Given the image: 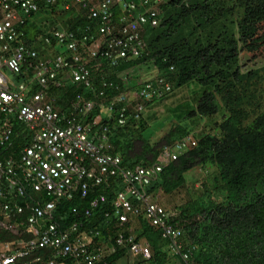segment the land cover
<instances>
[{"label": "built area", "instance_id": "obj_1", "mask_svg": "<svg viewBox=\"0 0 264 264\" xmlns=\"http://www.w3.org/2000/svg\"><path fill=\"white\" fill-rule=\"evenodd\" d=\"M120 1L130 12L125 24L111 22ZM165 1L144 0L139 5L135 0H67L59 7L61 0H0V226L20 238L0 245V264H102L122 247L150 259L151 245L137 239L141 218L170 241L175 255L190 259L180 241L183 225L171 218L159 192L148 187L192 139L165 145L152 165H125L123 156L114 152L111 121L117 117V125L126 126L131 117L141 119L145 99L153 93L144 89L141 100L128 94L101 99L108 94L95 90L94 71L88 63L100 53L102 41L78 34L63 19L58 25L42 23L54 8L56 15L67 19L87 11L101 19L105 35L113 36L106 55L116 64L117 49L123 56L139 53L144 46L142 28L149 22L159 24ZM32 22L42 31L35 38L28 33ZM41 43L66 46L70 53L57 58L42 55L37 48ZM20 73L26 80L17 78ZM77 82L93 90L98 99L79 94L77 100L60 106L59 90ZM163 88L159 95L171 86ZM97 108L100 112L93 115ZM15 137L23 140L20 148ZM113 181L121 186L113 201L119 219L114 231L105 235L82 221H68L62 200L99 192L104 185L112 187ZM107 201L106 194H98L90 208Z\"/></svg>", "mask_w": 264, "mask_h": 264}, {"label": "trees", "instance_id": "obj_2", "mask_svg": "<svg viewBox=\"0 0 264 264\" xmlns=\"http://www.w3.org/2000/svg\"><path fill=\"white\" fill-rule=\"evenodd\" d=\"M167 1L162 6L161 25L146 32L148 53L121 65L120 70L147 60L168 76L175 89L199 81L203 95L190 115L203 120L218 116L219 120L201 129L198 145L166 166L148 190L173 194L188 184L191 170L211 167L215 171L202 181V192L194 188L198 192L194 200L171 210V218L185 229L189 264H264V0ZM77 22L75 26L89 20L83 17ZM37 48L43 51L41 45ZM105 72L117 78L113 70ZM124 77L132 80L129 75ZM17 78L26 80L21 73ZM84 90L80 84L59 90L60 105H68V98ZM148 126L145 119H130L128 125L113 128L114 151L123 156L125 165H151L165 144L194 128L179 124L162 140L154 141L143 134ZM15 142L17 148L23 144L17 137ZM117 182L87 196L81 193L73 200H62L68 221H82L105 235L114 231L119 223L113 210L121 189ZM98 194H106L108 201L90 208ZM140 221L137 239L151 245L150 261L181 260L165 250L168 240L160 231L145 218ZM18 239L0 226V245ZM130 255L122 247L102 264H117Z\"/></svg>", "mask_w": 264, "mask_h": 264}, {"label": "clouds", "instance_id": "obj_3", "mask_svg": "<svg viewBox=\"0 0 264 264\" xmlns=\"http://www.w3.org/2000/svg\"><path fill=\"white\" fill-rule=\"evenodd\" d=\"M135 1L138 3V0H135ZM123 2L124 1L118 2L115 5V7L113 8V11H112L113 13L111 15V22H115V23H118V24H125V23L128 22V20H125V16H128V14L130 12L125 9V5L123 4ZM166 2H168V1L166 0L160 6V11H159V14H158L159 24L158 25H153L151 22L144 24V26L142 28V38H143V41H144V46L143 47H139V53L138 54H134V53L131 52L129 54V56H123V55L120 54L119 49H117V51L119 52V56H117L114 53V55L116 56L115 59L117 60L116 64H115V61H113L109 56L106 55V53L109 50V43L113 39V36L111 34L105 35L104 32L102 31V28H101L102 27L101 26V19L96 18V17H90L87 11H83L84 14H85V15L82 14L83 16L80 15L79 17H76V18L67 19L64 16V14L63 15H59V16L56 15L57 14L56 13L57 8H55V9H53L54 13L48 14L49 16L44 18L42 23L47 21V22H51L52 25H58L59 24V20L61 21L63 19L64 24L67 27H69L70 29H76V31H78V34H85L87 36L89 35L90 37L95 36L96 39H100L102 41V43H103L102 44L103 46L100 49V53L96 57H94L92 62L88 63V67L91 69V71H94L93 72L94 73V79L96 80L95 83H94V85L96 87L95 90H97L98 92H101L102 90L106 91V93L108 95L106 97H100L101 99H105L107 97L110 98L113 95H115L114 97H116V96H119V95H122V94H128L132 98H139L140 97L139 95H140L141 91H143L144 89L150 90L151 93H153L152 97L149 98V99L143 98V99H145V102H146V110H145L142 118L141 119H134V118L131 117L130 119H131V121H133V120H138L139 121V120L145 119L148 122L149 126H151V117L149 116V111L152 110V107H151L152 103L154 101H159V100L161 102H164V101H167L168 99L172 98L175 95L174 93L176 92L175 85L173 84V82L170 81V79L168 78L167 75L160 74V72L158 71L156 66H153L152 64H148L149 61H147V60L144 61L143 63H140V64H136V65L134 64V65H132V66L126 68V69H123V70H120V68H121L120 66L124 65L126 62H131V61L134 62V60H138V59L142 58L145 55V53L146 54L148 53L149 43H148V41L146 39V32H147L149 27H158L159 25H161V23L163 21L162 18H161V15L163 13L162 6ZM153 3H154V1H152V3H150L148 5V7L150 5H152ZM61 5L62 4H60V6ZM86 13H87V15H86ZM83 17H86L89 20V22H87L85 24L84 23L83 24H78L77 26H75L78 23L77 21L79 19H82ZM48 25L49 24H47V26ZM89 26L92 27L91 31L88 30ZM28 28H29V30L31 29V33L28 32L29 36L31 38L37 37L40 34V32H42L41 29H39V28H37L35 26L32 27L31 25H29ZM90 43H92V42L90 41ZM38 45H41L42 50L45 51V52H43V51L39 50L42 53V55H45V56L48 54V56H51L53 58L54 57L57 58L58 55H60V54L61 55H68L70 53V51L68 50V48L66 46L65 47H56V46H53V45L45 46L42 43L38 44ZM81 53H84V51L82 50ZM106 61H109V62H106ZM108 70H113L115 72V75L117 76V78L111 79V77H109V73L105 72V71H108ZM144 70L145 71L147 70L146 73L145 74H141ZM102 73H105V74L102 75ZM126 75H129L132 78V80L128 81V79H125L124 76H126ZM121 81L123 82V84L121 83ZM104 82H109V85L106 86L104 84ZM193 82L195 84V82H199V81L195 80V81H192L191 83H193ZM79 84L83 85L85 87V90L83 92H78L76 98H68L69 101L70 100H77L79 94L85 95L86 98H93V99H96V100L98 99V97L93 93V90L89 89L85 84H83L81 82H77V83H74V84H69L66 87H69V86H72V85H79ZM165 84H169L171 86V89L167 90L164 95H159L158 91L163 90L164 89L163 87H164ZM190 84H188V85H190ZM194 84H191L190 87L191 86L194 87ZM202 89H203V86H202V88L201 87H197V89H195V90L201 92ZM195 90H193V91H195ZM185 92H186L185 95H187V90H185ZM97 94H99V93H97ZM200 97L198 95H196L195 98H193V100L195 102V105H196L195 106L196 108L198 106L197 105V101H198V99ZM184 98L187 101V99H189L190 96L187 95ZM139 99L141 100V97ZM186 101H184V102H186ZM180 105L182 106L183 104L181 103ZM64 106H66V105H64ZM97 109H98V113H99L100 109L99 108H97ZM98 113H97V110H96V112L93 115H98ZM201 119H202V117H201ZM91 120H94V118L91 119ZM204 121H205V124H206V122L208 121V118H205ZM105 122L108 123V120H106V121L103 120V123H105ZM111 123H112L111 124L112 131H113V128L115 126L116 127H124V126H118L117 125L118 124L117 117H115L113 119V122L111 121ZM129 123H130V120H129ZM179 124H182V123L179 122L176 125H179ZM176 125H173L172 128L176 127ZM172 128H170L168 130V132L163 136V138L172 130ZM202 129H203V127H202ZM155 133H156V131H155ZM111 137H112V135H111ZM187 138H191L192 139L191 140L192 143L190 144V146L188 145V146H185L183 149L177 150V152L179 153L178 159L180 158L181 155H183L184 153L188 152L189 150L195 148L198 145V136L196 134L195 129L193 128L191 133L183 136L182 138L176 140L175 142L167 143V144H176L177 142H181V141H183L184 139H187ZM167 144H165V145H167ZM113 145H114V143H113ZM116 153H118V152H116ZM159 157H160V155H159ZM159 157L157 158V161H158ZM178 159H174V161H177ZM157 161H155L154 163H156ZM174 161H172V162H174ZM154 163H152V164H154ZM143 166H145V165H143ZM146 166H148V165H146ZM159 191L160 190H158V192ZM184 231H185V229H184ZM184 235H185V233H184ZM184 235H183V237H184ZM183 237L180 239V241L184 244V250H185L186 249L185 246L187 244L185 243ZM165 240H167V239H165ZM165 250L169 252V254H170V256L172 258L181 259V260H183V261L180 260L182 263H188L189 264V260H185V259L175 255L172 252L169 240H168L167 246L165 247ZM130 253L132 255H134V256L143 257L142 255H136V254H133L132 252H130ZM143 258L146 259L145 257H143ZM147 260H149V259H147Z\"/></svg>", "mask_w": 264, "mask_h": 264}, {"label": "rangeland", "instance_id": "obj_4", "mask_svg": "<svg viewBox=\"0 0 264 264\" xmlns=\"http://www.w3.org/2000/svg\"><path fill=\"white\" fill-rule=\"evenodd\" d=\"M39 16L36 15L34 20H38ZM33 21V20H32ZM32 26H35L33 22L31 23ZM147 71V70H146ZM146 71L144 70L141 74H145ZM191 84H194L191 83ZM190 84V85H191ZM190 85L179 87L176 89V95L172 98L168 99L167 101L161 102L154 101L152 103V110L150 112L151 117V126L147 127L143 130V134L145 137L152 139L154 141H158L163 138V136L168 132L173 125L177 123H182L186 127H191L194 125V129L196 131L197 136L200 135V130L207 128L213 120L218 121L219 117L216 116L214 119H208L205 124V121L201 118L192 117L190 112L195 110V102L193 98L196 95L199 97L203 94V89L201 92L195 90L197 87H201L202 85L199 82H195L194 87H190ZM188 87V88H187ZM190 87V88H189ZM185 90H187V95L190 96L187 101L185 100L184 94H186ZM195 90V91H193ZM185 92V93H184ZM186 101V102H184ZM183 104L182 106L180 104ZM210 121V123H209ZM209 123V124H208ZM208 124V125H207ZM156 131V133H155ZM141 143L138 142L137 148H140ZM211 167L201 168L198 167L197 169L191 170L188 173L187 177L189 178V182L186 186L182 187L180 190L173 194H168L164 190L159 191V199L163 202L170 210H174L177 207L183 206L187 202L194 200L198 192H202V181L209 177L210 174L214 173ZM194 186V187H193ZM196 189L198 192H193V189ZM192 190V191H191ZM117 264H154L150 260H144L139 256L130 255L127 257L121 258Z\"/></svg>", "mask_w": 264, "mask_h": 264}, {"label": "crops", "instance_id": "obj_5", "mask_svg": "<svg viewBox=\"0 0 264 264\" xmlns=\"http://www.w3.org/2000/svg\"><path fill=\"white\" fill-rule=\"evenodd\" d=\"M151 114H150V112H149V116H150ZM139 257H141V256H139ZM141 258H143V257H141ZM144 259V258H143ZM168 264H188V263H182L180 260H174V259H172Z\"/></svg>", "mask_w": 264, "mask_h": 264}]
</instances>
